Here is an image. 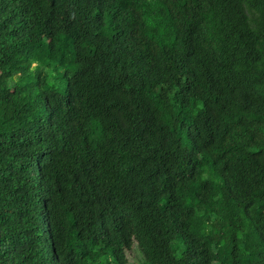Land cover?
<instances>
[{
  "label": "trees",
  "instance_id": "obj_1",
  "mask_svg": "<svg viewBox=\"0 0 264 264\" xmlns=\"http://www.w3.org/2000/svg\"><path fill=\"white\" fill-rule=\"evenodd\" d=\"M0 264H264V0H0Z\"/></svg>",
  "mask_w": 264,
  "mask_h": 264
},
{
  "label": "rangeland",
  "instance_id": "obj_2",
  "mask_svg": "<svg viewBox=\"0 0 264 264\" xmlns=\"http://www.w3.org/2000/svg\"><path fill=\"white\" fill-rule=\"evenodd\" d=\"M53 77H55V76H53ZM54 85L57 86V83H55ZM57 87H58V86H57ZM136 254H137V252H136L135 250H132V252H130L129 258H130V259H133L134 256H136ZM138 256H139V255H138Z\"/></svg>",
  "mask_w": 264,
  "mask_h": 264
}]
</instances>
